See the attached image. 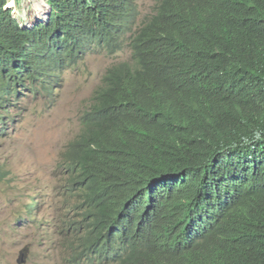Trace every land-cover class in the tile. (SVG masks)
I'll use <instances>...</instances> for the list:
<instances>
[{"label": "trees", "instance_id": "16d2710c", "mask_svg": "<svg viewBox=\"0 0 264 264\" xmlns=\"http://www.w3.org/2000/svg\"><path fill=\"white\" fill-rule=\"evenodd\" d=\"M46 1L0 0V137L22 92L129 51L63 153L67 264H264V0Z\"/></svg>", "mask_w": 264, "mask_h": 264}, {"label": "rangeland", "instance_id": "374dc122", "mask_svg": "<svg viewBox=\"0 0 264 264\" xmlns=\"http://www.w3.org/2000/svg\"><path fill=\"white\" fill-rule=\"evenodd\" d=\"M137 1L139 21L153 13L156 0ZM7 4L25 23L49 12L46 0ZM128 58L127 50L93 51L65 70L52 92H22L11 107V121L0 137V264H67L59 233L66 213L63 153L79 133L81 114L108 66Z\"/></svg>", "mask_w": 264, "mask_h": 264}, {"label": "clouds", "instance_id": "9594fccd", "mask_svg": "<svg viewBox=\"0 0 264 264\" xmlns=\"http://www.w3.org/2000/svg\"><path fill=\"white\" fill-rule=\"evenodd\" d=\"M47 2V1H46ZM7 3H8V0H7ZM48 4V3H47ZM49 6V5H48ZM6 8H10L11 9V7H10V5H8V4H6ZM15 8V7H14ZM14 8H12L11 9V11H12V14L14 15V17H16L22 24H27V23H25V22H22L21 20H20V18L15 14V13H13V12H16L15 11V9ZM50 13V6H49V12H47V14H49ZM47 14H46V16H47ZM45 18V17H44ZM39 19H43V18H39ZM95 51H97V50H95ZM101 51V50H100ZM125 51V50H124ZM128 51V50H127ZM93 52V51H92ZM102 52H104V51H102ZM121 52H123V51H121ZM118 53H120V52H118ZM117 54V53H116ZM110 55H113V54H110ZM109 67V66H108ZM68 70V69H67ZM44 93H46V92H44ZM92 102V101H91ZM91 105V104H90ZM90 107V106H89ZM64 192H65V190H64Z\"/></svg>", "mask_w": 264, "mask_h": 264}]
</instances>
